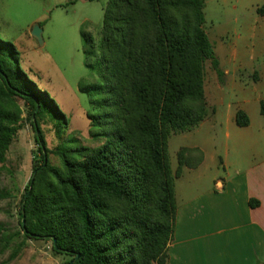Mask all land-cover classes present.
Returning <instances> with one entry per match:
<instances>
[{
  "label": "trees",
  "instance_id": "16d2710c",
  "mask_svg": "<svg viewBox=\"0 0 264 264\" xmlns=\"http://www.w3.org/2000/svg\"><path fill=\"white\" fill-rule=\"evenodd\" d=\"M256 11L264 15V5ZM204 23V0H107L99 41L87 37L95 75L79 84L95 110L86 113L97 130L91 136L101 141L55 149L41 121L66 118L21 69L15 45L0 38V167L23 125L18 98L40 153L20 200L26 238L50 240L64 264H166L174 181L203 160L198 147H181L172 171L167 140L208 114L204 61L223 74ZM235 122L244 127L249 118L237 110ZM51 152L60 165L49 162ZM7 194L0 183V199Z\"/></svg>",
  "mask_w": 264,
  "mask_h": 264
},
{
  "label": "rangeland",
  "instance_id": "374dc122",
  "mask_svg": "<svg viewBox=\"0 0 264 264\" xmlns=\"http://www.w3.org/2000/svg\"><path fill=\"white\" fill-rule=\"evenodd\" d=\"M224 1L213 0L208 4L204 29L218 68L222 72L227 69L229 74L218 75L211 60L204 61L203 89L208 112L206 118L209 119L189 131L171 133L167 140L172 171L177 167V152L181 147L198 146L207 154L205 166L192 170L184 166L181 175L175 179L174 192L178 203L207 189H215L216 177L226 179L227 173L235 175L237 171L256 167L264 160V114L261 113V104L255 102L257 96L264 102V48L254 46L255 39L250 38L246 29L256 15L255 7L264 5V0ZM106 2L0 0V38L15 45L21 69L49 94L66 118L52 113L49 114L52 119L43 117L41 127L49 149L60 144L66 147L95 146L101 141L91 136L97 130L90 125L86 113L95 110L89 96L80 91L79 84L95 75L87 37L95 43L99 41ZM35 23L42 29V44L31 35ZM258 76H262V80L256 82ZM17 101L23 125L0 167V183L8 193L0 199V223L3 226L0 264H64L65 256L53 252L50 240H32L21 231L20 200L33 164L40 162V153L33 128L26 120L27 106L22 99ZM235 107L247 109L248 126L226 122L228 111ZM221 159L225 161V167L220 164ZM49 162L60 165L59 158L52 152ZM222 227L218 223L209 227V231ZM203 240L194 239L190 245L193 248L203 245ZM216 241V249L203 252L201 259L207 254L210 259H215V264L227 263L228 252L224 248L227 242ZM203 250L206 252V248ZM230 250L235 253L234 245Z\"/></svg>",
  "mask_w": 264,
  "mask_h": 264
},
{
  "label": "crops",
  "instance_id": "0c3cea01",
  "mask_svg": "<svg viewBox=\"0 0 264 264\" xmlns=\"http://www.w3.org/2000/svg\"><path fill=\"white\" fill-rule=\"evenodd\" d=\"M209 3H213V0H204L205 22ZM224 3H227V0ZM258 7H255L256 15L253 16L246 29L250 38L256 40H254V46L263 49L264 15L257 13ZM232 8L235 6L233 5ZM234 22L237 23L236 19ZM223 74L228 75L229 71L224 69ZM255 80L259 82L262 80V76H258ZM255 102L261 104L263 100L257 96ZM237 110L248 112L245 107H235L228 111L227 123L236 124ZM207 119L209 118H205L202 122ZM198 148L203 152V160L194 168H201L207 162L205 150L201 147ZM220 164L225 167L223 159ZM262 167H264V160L256 167L237 171L235 175L227 173L226 179L216 177L214 180L215 189H207L182 203H178L175 196L176 212L173 237L168 244L166 264H215V259H210L207 254L204 255V259L201 257L203 252L207 253L211 248L216 249V240L227 242L224 248L228 252L229 260L227 259V263L221 262V264L264 263V169ZM194 168H190V170ZM218 223L224 227L209 231V227ZM219 234L221 237H216ZM198 238L204 239L203 245L199 244L193 248L190 243ZM232 245L235 247V253L230 250ZM202 247L206 248V252Z\"/></svg>",
  "mask_w": 264,
  "mask_h": 264
},
{
  "label": "water",
  "instance_id": "95a60500",
  "mask_svg": "<svg viewBox=\"0 0 264 264\" xmlns=\"http://www.w3.org/2000/svg\"><path fill=\"white\" fill-rule=\"evenodd\" d=\"M41 32H42V29L39 27L37 23H35L32 27L31 35L39 42V44L43 43ZM21 222L24 223V218H22Z\"/></svg>",
  "mask_w": 264,
  "mask_h": 264
}]
</instances>
